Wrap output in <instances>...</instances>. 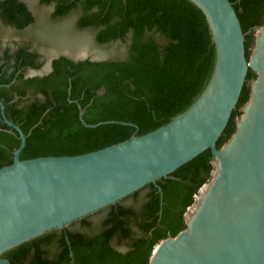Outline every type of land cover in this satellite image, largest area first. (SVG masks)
Here are the masks:
<instances>
[{"label":"trees","instance_id":"1","mask_svg":"<svg viewBox=\"0 0 264 264\" xmlns=\"http://www.w3.org/2000/svg\"><path fill=\"white\" fill-rule=\"evenodd\" d=\"M231 1L247 31L248 56L254 27L264 23V0ZM40 2L53 5L52 17L77 10V27L93 28L96 42L117 41L124 50L105 59H73L61 54L53 58L48 73L24 78L23 67L39 65L38 52L26 42L0 49V60L4 59L0 98L6 116L24 133L29 132L21 159L81 153L149 131L191 99L208 67L206 26L199 9L187 0ZM0 19L23 28L34 15L23 0H0ZM254 76L248 69L218 146L234 130L240 106L249 95L248 80ZM28 90L30 96L25 97ZM14 92L17 97L13 99ZM81 108L85 123H101L85 125L79 117ZM18 143L16 130L0 118V166L12 161ZM212 169L210 150L205 149L178 166L170 177L157 179L161 204L160 192L149 182L132 192L129 202L103 208L105 212L97 220L86 216L75 227L48 230L3 255L11 264H147L154 245L185 226L184 212Z\"/></svg>","mask_w":264,"mask_h":264},{"label":"water","instance_id":"2","mask_svg":"<svg viewBox=\"0 0 264 264\" xmlns=\"http://www.w3.org/2000/svg\"><path fill=\"white\" fill-rule=\"evenodd\" d=\"M187 1L203 17L210 60L191 99L159 126L81 153L21 159L29 132L7 118L0 99V114L19 138L12 161L0 166V264H11L5 250L70 227L149 182L161 204L157 179L170 177L205 149L212 158L210 178L187 206L185 226L161 238L147 264H264V23L254 27L246 56L247 31L231 0ZM248 69L255 73L248 98L234 130L218 146ZM82 111L85 125L101 123H85ZM109 121L114 120L103 122Z\"/></svg>","mask_w":264,"mask_h":264},{"label":"rangeland","instance_id":"3","mask_svg":"<svg viewBox=\"0 0 264 264\" xmlns=\"http://www.w3.org/2000/svg\"><path fill=\"white\" fill-rule=\"evenodd\" d=\"M23 1L34 15L33 21L23 28H16L3 23L0 19V46L5 44L14 46L26 42L46 58L60 53L75 58L89 57L91 59H105L122 54L123 44L120 45L117 41L98 43L95 40L93 28L77 27L75 24L77 10H71L63 16L52 17L50 15L52 4L42 3L40 0ZM129 195L121 201L129 202L131 200ZM104 212L102 208L88 217L95 221ZM77 225L74 221L70 227Z\"/></svg>","mask_w":264,"mask_h":264},{"label":"flooded vegetation","instance_id":"4","mask_svg":"<svg viewBox=\"0 0 264 264\" xmlns=\"http://www.w3.org/2000/svg\"><path fill=\"white\" fill-rule=\"evenodd\" d=\"M6 45H8V44H5V45H2V46H0V49H2L3 47H5ZM10 46V45H9ZM14 46H10V48H13ZM37 51V50H36ZM38 52V54H39V56H38V62H39V65L38 66H25V67H23L22 69L23 70H21L22 71V73H23V77L24 78H26V77H30V76H34V75H43V74H46V73H48L51 69H52V60H53V58H56V57H58L59 55H61V54H63L64 55V53H60V54H58V55H54V56H51V57H48V58H46L43 54H41L39 51H37ZM65 55H67V54H65ZM68 56V55H67ZM69 57H71V56H69ZM73 59H81V58H75V57H72ZM1 63H4V59H1L0 60V64ZM9 63H12L10 60H9ZM36 69V71H35V73L34 74H29L30 72H29V70L30 69ZM20 71V70H19ZM14 81V79L10 82V83H8V84H6L5 86H9L12 82ZM2 85V84H1ZM0 85V86H1ZM31 92V91H30ZM30 92H29V90H28V93L25 95V97H28V96H30ZM36 95H40V94H36ZM17 97V94H16V92H14V97H13V99L14 98H16ZM1 99V98H0ZM4 112H5V110H4ZM1 115V114H0ZM5 115H6V113H5ZM0 118L3 120V118H2V116H0ZM8 118V117H7ZM9 119V118H8ZM3 122H5L4 120H3ZM6 123V122H5ZM7 124V123H6ZM19 125V124H18Z\"/></svg>","mask_w":264,"mask_h":264},{"label":"built area","instance_id":"5","mask_svg":"<svg viewBox=\"0 0 264 264\" xmlns=\"http://www.w3.org/2000/svg\"><path fill=\"white\" fill-rule=\"evenodd\" d=\"M202 186H203V183L199 186V188L197 189V191L193 193V200L197 197V195L199 193V190L202 188Z\"/></svg>","mask_w":264,"mask_h":264}]
</instances>
